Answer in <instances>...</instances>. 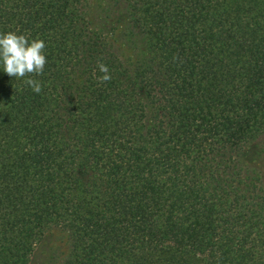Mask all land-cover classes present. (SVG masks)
I'll list each match as a JSON object with an SVG mask.
<instances>
[{
  "label": "trees",
  "instance_id": "trees-1",
  "mask_svg": "<svg viewBox=\"0 0 264 264\" xmlns=\"http://www.w3.org/2000/svg\"><path fill=\"white\" fill-rule=\"evenodd\" d=\"M92 1L0 0L47 59L0 67V264H264V0Z\"/></svg>",
  "mask_w": 264,
  "mask_h": 264
},
{
  "label": "clouds",
  "instance_id": "clouds-1",
  "mask_svg": "<svg viewBox=\"0 0 264 264\" xmlns=\"http://www.w3.org/2000/svg\"><path fill=\"white\" fill-rule=\"evenodd\" d=\"M46 44L41 39H32L22 34L9 31L0 33V67L10 77L17 79L28 77L23 80L31 90L39 94L42 91L41 83L33 79V76L43 74L47 63L44 49ZM97 67L102 76L98 77L101 83L111 79L108 67L98 63Z\"/></svg>",
  "mask_w": 264,
  "mask_h": 264
},
{
  "label": "rangeland",
  "instance_id": "rangeland-1",
  "mask_svg": "<svg viewBox=\"0 0 264 264\" xmlns=\"http://www.w3.org/2000/svg\"><path fill=\"white\" fill-rule=\"evenodd\" d=\"M91 20L98 25L103 22V3L101 0L92 1ZM116 49L120 55L127 61H134L137 56L136 47L130 40H127V34L121 31V28L109 30ZM69 251V238L66 231L53 228L49 230L45 238L37 246L32 256L30 264H62Z\"/></svg>",
  "mask_w": 264,
  "mask_h": 264
}]
</instances>
